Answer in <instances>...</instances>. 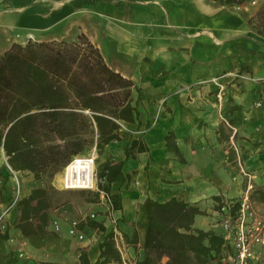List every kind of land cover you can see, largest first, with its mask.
<instances>
[{
    "label": "crops",
    "instance_id": "obj_1",
    "mask_svg": "<svg viewBox=\"0 0 264 264\" xmlns=\"http://www.w3.org/2000/svg\"><path fill=\"white\" fill-rule=\"evenodd\" d=\"M245 11L207 0H0V57L28 38L74 42L82 35L132 83L136 113L132 123L117 122L119 140L99 158V171L107 158L122 163L123 180L110 187L116 210L63 190L60 175L47 184L13 171L0 147V213L8 208L0 264H105L101 246L110 233L106 264H137L152 206L171 199L200 212L193 229L220 233L218 203L240 199L246 188L239 165L252 187L264 184V38ZM133 141L143 150L126 159ZM50 186L66 200L49 197ZM37 189L47 191L49 225L43 235L25 236L19 202ZM71 221L83 241L68 236Z\"/></svg>",
    "mask_w": 264,
    "mask_h": 264
},
{
    "label": "trees",
    "instance_id": "obj_2",
    "mask_svg": "<svg viewBox=\"0 0 264 264\" xmlns=\"http://www.w3.org/2000/svg\"><path fill=\"white\" fill-rule=\"evenodd\" d=\"M207 1L237 7L251 0ZM253 19L254 30L264 38V0ZM248 23L253 25V20ZM131 89L132 83L111 71L82 35L74 42L13 44L0 57V147L9 166L13 171L32 173L35 179L50 171L51 179L86 147L94 146L100 152L118 141L117 122L132 123L136 117ZM137 145L133 141L125 147L126 159L134 149L143 150ZM121 166L107 158L98 172L103 182L98 188L109 196L113 210L119 209V200L110 195V187L122 182ZM254 195L264 204V189H256ZM19 206L18 228L23 235L45 234L47 191L33 190ZM199 214L195 207L174 199L155 203L148 216L143 258L137 264H217L223 237L193 229ZM111 239L112 233L101 246L105 264L113 254Z\"/></svg>",
    "mask_w": 264,
    "mask_h": 264
},
{
    "label": "built area",
    "instance_id": "obj_3",
    "mask_svg": "<svg viewBox=\"0 0 264 264\" xmlns=\"http://www.w3.org/2000/svg\"><path fill=\"white\" fill-rule=\"evenodd\" d=\"M259 0H251L242 6H255ZM242 6H237L240 10ZM28 40H32L28 38ZM27 40V41H28ZM223 88L219 87L218 98ZM76 161L85 163L90 166V171H83L81 174L80 184L76 172H68V168ZM94 153L88 156H75L65 166L61 175V188L69 190H91L99 194L98 198L109 210L112 206L109 196L99 190V184L102 181L98 178V171L94 168ZM239 171L246 180V188L238 200H222L217 205V227L223 237V248L220 261L217 264H264V215L255 211L250 201V191L252 190V175L243 166L239 165ZM90 174L91 181H86L87 174ZM8 208L0 213V231L4 230L2 224ZM53 232L59 230L57 221L51 222ZM67 234L69 237L80 242L83 241L85 234L79 228V223L71 221L68 224Z\"/></svg>",
    "mask_w": 264,
    "mask_h": 264
},
{
    "label": "rangeland",
    "instance_id": "obj_4",
    "mask_svg": "<svg viewBox=\"0 0 264 264\" xmlns=\"http://www.w3.org/2000/svg\"><path fill=\"white\" fill-rule=\"evenodd\" d=\"M262 0H259L258 3L255 6H248L246 5V11L245 14L247 15V17H249V20H253V27L256 26L255 22H254V14L256 12V10L258 9L259 5L261 4ZM255 24V25H254ZM84 115L88 116V112L84 111L83 112ZM94 153V158H95V164H94V168L96 171H99V164H100V160L99 158H106L107 156V151L105 150V148L102 151H97L94 146L91 147H86L84 149V151L80 154V156H88ZM50 171L44 172L43 175V179L46 180L47 184H49V182L53 181L56 177V179H59V175H62V171H60L59 173H56L54 175V177H52L50 179ZM103 183V182H102ZM264 183V182H263ZM56 185L59 186L58 182H56ZM49 187V186H48ZM258 188H262L264 189V184L262 186H256L253 185L252 190L250 191V195H252V198L250 199L253 208L255 209V211H257L258 214L260 215H264V204L260 203L257 201V197L254 195V192L256 189ZM68 192H74V193H78L81 194V197L83 200L86 201H95L96 200V194L94 191L91 190H69ZM48 196L51 197L54 201H56L57 203L61 202V201H65L66 198L65 197H59L58 194L53 190V188L48 189Z\"/></svg>",
    "mask_w": 264,
    "mask_h": 264
},
{
    "label": "bare ground",
    "instance_id": "obj_5",
    "mask_svg": "<svg viewBox=\"0 0 264 264\" xmlns=\"http://www.w3.org/2000/svg\"><path fill=\"white\" fill-rule=\"evenodd\" d=\"M89 169H90V166H87L85 165V163H81L80 161H76L75 163L72 164V166L68 168L67 171L76 172V175L79 178L78 183L80 184L81 174L83 173V171H90ZM86 178H87L86 181L89 183L91 181L89 173L87 174Z\"/></svg>",
    "mask_w": 264,
    "mask_h": 264
}]
</instances>
